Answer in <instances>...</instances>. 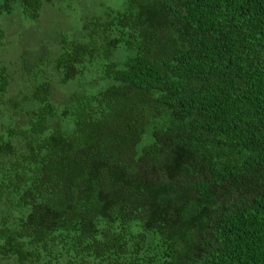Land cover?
<instances>
[{
    "label": "trees",
    "instance_id": "1",
    "mask_svg": "<svg viewBox=\"0 0 264 264\" xmlns=\"http://www.w3.org/2000/svg\"><path fill=\"white\" fill-rule=\"evenodd\" d=\"M59 34L9 115L0 63V263L264 264V0H122ZM46 66L105 85L54 102Z\"/></svg>",
    "mask_w": 264,
    "mask_h": 264
},
{
    "label": "rangeland",
    "instance_id": "2",
    "mask_svg": "<svg viewBox=\"0 0 264 264\" xmlns=\"http://www.w3.org/2000/svg\"><path fill=\"white\" fill-rule=\"evenodd\" d=\"M121 3L122 0H43L38 19L23 18L18 11L11 15H0V63L8 65L14 77L5 97V106L2 107L5 115H9L16 106L21 110L27 107L23 100L31 94L32 85H35L31 72L37 70L35 64L57 51L59 33L69 38L75 37L86 20L102 15L107 7L118 8ZM45 74L54 84V102L73 90L97 89L105 85L95 71L66 85L57 83V74L50 66H46ZM2 120L0 118V122ZM23 120V112L13 116L16 125L22 124Z\"/></svg>",
    "mask_w": 264,
    "mask_h": 264
}]
</instances>
